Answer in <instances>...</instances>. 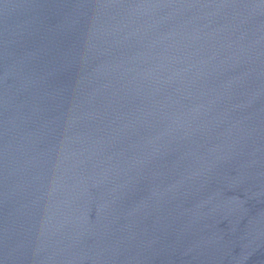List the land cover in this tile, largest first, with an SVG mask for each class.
<instances>
[{
  "label": "water",
  "instance_id": "95a60500",
  "mask_svg": "<svg viewBox=\"0 0 264 264\" xmlns=\"http://www.w3.org/2000/svg\"><path fill=\"white\" fill-rule=\"evenodd\" d=\"M0 264H264V0H0Z\"/></svg>",
  "mask_w": 264,
  "mask_h": 264
}]
</instances>
